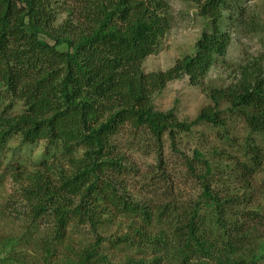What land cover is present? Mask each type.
I'll return each instance as SVG.
<instances>
[{"label":"trees","instance_id":"1","mask_svg":"<svg viewBox=\"0 0 264 264\" xmlns=\"http://www.w3.org/2000/svg\"><path fill=\"white\" fill-rule=\"evenodd\" d=\"M70 1L0 0V153L15 135L21 143H45L42 171L20 173L14 167L20 196L33 219L51 215L59 239L72 224L95 228L107 214L149 221L144 206L124 195L120 177L126 165L116 151L115 135L126 126L145 129L160 145L167 133L177 152L175 133L189 131L200 121L224 131L227 112L242 119L247 132L217 137L236 148L239 157L216 145L206 152L195 148L190 157L178 151L187 171L201 183L200 199L188 207L167 201V222L176 219L178 225L167 232V242L146 241L153 251L167 247L177 264H210L213 259L215 264H258L261 257L249 258L243 242L251 238L250 223L259 216L249 205L257 192L253 177L264 164V59L239 64L235 81L211 90L214 105L203 107L192 122L155 110L151 98L183 76L197 85L224 55L229 35L221 24L222 11L231 4L191 0L208 18L209 30L201 33L192 54L164 71L146 73L142 61L157 50L170 28L168 0ZM60 7L68 16L55 26L53 11ZM219 100L228 103L225 110L218 109ZM18 101L22 110L12 115ZM224 156L233 164L225 166L229 175L239 183L228 193L211 186L213 161ZM221 166L218 162V175L224 177ZM233 213L241 218L235 215L233 220ZM83 255L85 264L104 258L98 245Z\"/></svg>","mask_w":264,"mask_h":264},{"label":"rangeland","instance_id":"2","mask_svg":"<svg viewBox=\"0 0 264 264\" xmlns=\"http://www.w3.org/2000/svg\"><path fill=\"white\" fill-rule=\"evenodd\" d=\"M227 2L231 6L222 11L221 21L223 30L229 35L224 55L217 58L197 85H191L188 77L183 76L167 82L153 93L151 98L155 110L171 111L178 120L192 122L203 107L214 105L215 101L209 95L211 90L235 81L234 72L239 64L256 57L264 59V0ZM74 4V1L68 3L69 6ZM168 7L170 28L157 50L142 61V69L146 73L164 71L177 59L192 54L201 33L209 30L208 18L199 14L193 1L168 0ZM53 14L55 26L68 16L63 7L54 10ZM41 37L46 39L43 35ZM47 41L54 43L52 39ZM219 101L218 109L225 110L228 103ZM21 110L18 101L10 112L13 115ZM223 113L228 120L224 131L200 121L189 131L175 133L177 152H174L167 133L159 145L145 129L121 128L114 142L119 159L126 165V173L120 177L124 195L144 206L150 215L149 221L123 214H107L95 228L72 224L61 239L56 236L51 215L33 219L30 206L20 196V185L15 181L16 166L20 173L43 170L40 162L45 143H21L19 136H13L0 153V264H85L83 254L96 245L104 256L97 264H177L174 257L167 254V247L153 251L151 243L146 240L167 242V232L178 225L176 219L174 223L167 222V201L187 206L200 199L201 183L187 171L178 151L190 157L195 148L206 152L216 145L229 155L239 157V151L219 140L217 134L224 132L236 138L244 136L247 131L242 119ZM219 158L213 161L216 167L211 186L224 193L236 190L239 183L225 167L226 164L233 165L232 162L226 161L225 156ZM52 159L50 157L48 161ZM218 162L222 165L219 168L226 170L224 177L218 175ZM170 188L171 193L167 191ZM253 188L257 192H253L249 207L259 216L250 223L254 224V231L251 238L243 242V247L249 258L257 254L261 257L258 264H264V164L253 177ZM235 215L233 213L229 217L235 220ZM215 229L222 230L219 227ZM130 239L137 241L135 245H131ZM218 245L221 246V243ZM209 263L215 264L216 259L209 260Z\"/></svg>","mask_w":264,"mask_h":264}]
</instances>
